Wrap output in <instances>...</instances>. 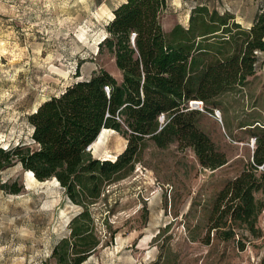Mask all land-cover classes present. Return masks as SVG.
I'll return each mask as SVG.
<instances>
[{"label": "rangeland", "instance_id": "obj_1", "mask_svg": "<svg viewBox=\"0 0 264 264\" xmlns=\"http://www.w3.org/2000/svg\"><path fill=\"white\" fill-rule=\"evenodd\" d=\"M122 1L0 0V146L29 143L27 115L68 84L100 67L121 80L113 58L97 53V46ZM200 2L248 22L264 0H172L161 16L164 30L176 23L186 27ZM208 107L194 108L201 111L199 127L227 162L209 169L178 142L158 147L147 141L133 169L88 207L100 243L81 264H259L264 206L258 238L239 230L228 240L211 232L207 240L206 233L217 194L250 161L251 139L264 127V71ZM126 143L119 132L103 129L87 150L113 160ZM10 184L20 190L9 192L3 185ZM255 198L264 204V193ZM80 210L55 178L38 181L17 164L0 170V264H55L52 248L70 236V221Z\"/></svg>", "mask_w": 264, "mask_h": 264}, {"label": "trees", "instance_id": "obj_2", "mask_svg": "<svg viewBox=\"0 0 264 264\" xmlns=\"http://www.w3.org/2000/svg\"><path fill=\"white\" fill-rule=\"evenodd\" d=\"M171 1L124 0L114 7L97 53L106 51L113 58L121 80L100 67L68 84L27 115L29 143L0 146V170L17 164L38 181L55 178L81 207L70 221V236L52 248L55 264H81L95 250L100 239L92 234L88 207L105 186L133 169L147 141L158 147L178 142L209 169L227 162L199 127L201 111L189 103L201 101L207 110L218 96L244 86L264 64V7L249 26H242L233 15L200 2L191 8L186 27L176 23L166 32L161 16ZM103 128L127 140L113 160L87 150ZM254 136L250 161L215 198L207 240L211 232L225 240L239 230L261 236L257 222L264 204L255 193H264V127ZM3 186L13 193L20 190ZM237 244L244 249L241 238ZM259 264H264V251Z\"/></svg>", "mask_w": 264, "mask_h": 264}, {"label": "built area", "instance_id": "obj_3", "mask_svg": "<svg viewBox=\"0 0 264 264\" xmlns=\"http://www.w3.org/2000/svg\"><path fill=\"white\" fill-rule=\"evenodd\" d=\"M254 53L257 54L258 56H262L261 52H259V51H254ZM260 71H264V64L261 67H257V71L256 72H260ZM196 107L202 109V102L200 101L199 103H197L195 105V108ZM213 116L216 117V118H219V120H220V118H221L220 111L215 109L214 112H213ZM160 119L162 120L163 116H161ZM251 140H252V143H254L255 138H252Z\"/></svg>", "mask_w": 264, "mask_h": 264}, {"label": "crops", "instance_id": "obj_4", "mask_svg": "<svg viewBox=\"0 0 264 264\" xmlns=\"http://www.w3.org/2000/svg\"><path fill=\"white\" fill-rule=\"evenodd\" d=\"M261 7H264V2L256 4L255 11H254L253 16H252L250 21L244 22L242 14L240 16L235 17V20L237 22H239L242 26H249L251 21L254 19L256 13L260 10ZM236 18L240 19V20H237ZM255 123L259 124V122H257V121Z\"/></svg>", "mask_w": 264, "mask_h": 264}, {"label": "water", "instance_id": "obj_5", "mask_svg": "<svg viewBox=\"0 0 264 264\" xmlns=\"http://www.w3.org/2000/svg\"><path fill=\"white\" fill-rule=\"evenodd\" d=\"M196 104L197 103H195V101L189 103V105L191 106V108H195V105ZM90 147H91V145H89L87 148H90Z\"/></svg>", "mask_w": 264, "mask_h": 264}, {"label": "bare ground", "instance_id": "obj_6", "mask_svg": "<svg viewBox=\"0 0 264 264\" xmlns=\"http://www.w3.org/2000/svg\"><path fill=\"white\" fill-rule=\"evenodd\" d=\"M192 102H193V101H192ZM195 103H199V101H195ZM103 129H104V128H103ZM103 129H102V130H103ZM102 130H101V131H102ZM101 131H100V132H101ZM27 173H29L30 176H31L33 179H35V177L33 176V174H32L31 172H27Z\"/></svg>", "mask_w": 264, "mask_h": 264}]
</instances>
